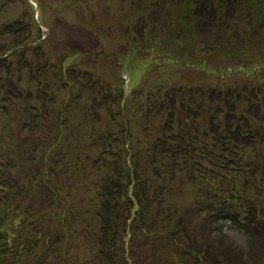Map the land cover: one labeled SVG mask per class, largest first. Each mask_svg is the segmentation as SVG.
<instances>
[{
    "label": "trees",
    "instance_id": "obj_1",
    "mask_svg": "<svg viewBox=\"0 0 264 264\" xmlns=\"http://www.w3.org/2000/svg\"><path fill=\"white\" fill-rule=\"evenodd\" d=\"M7 57L1 54L0 61ZM217 70L192 84L155 85L146 78L124 94L120 103L132 114L126 116V136L104 131L89 142L103 145L92 160L110 172L95 188L85 184L97 191L93 199L84 198L80 184L82 196L74 204L68 198L80 187L73 181L75 166L60 151L62 126L44 131L45 121L31 114L21 123L30 138L20 143L16 123L0 119V264H173L154 252L159 239L169 245L162 254L178 252L177 264H264V83L239 78L237 69ZM9 87L0 76V94L16 99L17 90ZM160 165L175 168L195 187L194 202L177 206V217L164 205L153 210L161 198H151L152 190L165 192L158 184ZM211 166L227 174L242 169L244 178L221 181ZM151 168L157 177L147 173ZM91 171V165L83 167L82 180ZM164 172V180L177 181L169 169ZM19 195L27 196L30 211L36 199L45 208L31 230L18 223ZM197 204L198 217L189 216ZM227 230L241 237L228 240Z\"/></svg>",
    "mask_w": 264,
    "mask_h": 264
},
{
    "label": "rangeland",
    "instance_id": "obj_2",
    "mask_svg": "<svg viewBox=\"0 0 264 264\" xmlns=\"http://www.w3.org/2000/svg\"><path fill=\"white\" fill-rule=\"evenodd\" d=\"M1 54L9 55L0 61L2 85L9 84L18 96L12 100L0 94V105L13 102L10 109H0V119L10 118L11 126L16 123L21 129L20 143L30 131L21 123L31 114L45 121L44 131L54 124L62 126L60 151L75 166L73 181L84 185L71 192L68 199L74 204L82 196L81 188L84 198L93 199L97 191L85 184L95 188L110 172L92 160L103 145L89 142L104 131L119 139L122 131L126 136V116L132 114H126L120 100L146 78L155 85L192 84L214 76L210 73L219 68H230L247 82L264 83V0H0ZM41 89L50 97L44 98ZM120 146L126 156V141ZM87 165L92 171L86 182L82 178ZM166 169L175 174V183L164 180ZM210 172L221 181L244 178L242 169L227 174L220 166H211ZM147 173L157 177L153 168ZM215 177L210 178L211 187ZM157 178L165 192L159 187L152 190L151 198H161L153 210L164 205L177 217V206L194 202V184L175 168L160 165ZM17 201L22 206L18 223L33 229L45 209L41 199L32 202L33 212L27 208V196L19 195ZM199 209L195 205L188 215L198 217ZM162 216L157 220L160 225ZM225 232L231 241L241 237L236 230ZM163 248H169L165 239L154 243L159 258L177 264L178 252L162 254Z\"/></svg>",
    "mask_w": 264,
    "mask_h": 264
}]
</instances>
